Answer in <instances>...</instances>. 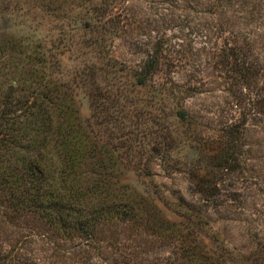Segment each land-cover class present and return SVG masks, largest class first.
<instances>
[{"label":"rangeland","instance_id":"obj_1","mask_svg":"<svg viewBox=\"0 0 264 264\" xmlns=\"http://www.w3.org/2000/svg\"><path fill=\"white\" fill-rule=\"evenodd\" d=\"M0 36L8 42L0 45L4 90L17 52L34 59L45 52L58 81H93L107 91V115L121 123L124 135L142 139L152 118L154 92L138 82L140 66L157 49L163 64L154 79L171 76L187 86L186 108L209 133L227 117L246 116L241 167L220 175L217 189L192 187L186 174L167 168L163 152L152 157L151 176L132 174L133 185L157 199L182 198L205 217V229L214 233L205 239L214 260L205 264H264V0H0ZM231 53L250 65L244 84L232 83ZM77 97L83 116H92L95 137L106 139L109 128L95 104L83 91ZM188 124L173 120L170 126L186 136ZM190 152L179 143L173 157L187 163ZM209 193L217 194L215 201L203 199ZM14 221L0 225L5 248L17 246L22 257L44 264H189L178 240L132 221L101 226L99 247L90 249L62 239L39 219ZM181 226L193 234L187 222Z\"/></svg>","mask_w":264,"mask_h":264},{"label":"trees","instance_id":"obj_2","mask_svg":"<svg viewBox=\"0 0 264 264\" xmlns=\"http://www.w3.org/2000/svg\"><path fill=\"white\" fill-rule=\"evenodd\" d=\"M7 43L0 36V45ZM44 55L34 59L17 52L10 72L12 80L6 90L0 84V225L15 226L17 217H33L62 239H77L78 246L90 249L99 247L101 226L132 221L178 240L181 255L189 264L212 262L214 257L208 253L211 247L205 239L214 233L205 229L209 226L205 217L182 198L171 201L143 193L133 185L136 179L132 174L151 176V159L163 152L162 159L169 162L167 168L186 174L192 187L217 189L220 175L241 167L246 116L227 117L209 133V127L186 108L187 86L171 76L154 79L163 64L162 49H157L140 66L143 78L138 82L154 92L152 118L146 119L142 139L132 133L124 135L121 123L107 115V91L93 81H58L50 55L49 59ZM227 57V62H232V83L244 84L250 65L238 53ZM80 91L91 107L95 104L101 123L107 122L106 139L105 135L96 138L92 116H83L77 97ZM239 105L232 101V106ZM173 120L180 124L187 120L189 134L172 129ZM179 143L191 147L187 163L173 157ZM191 156H197L196 160ZM216 198V193H209L203 199ZM161 204L185 218V228L193 234L184 233L182 221L164 215ZM0 264L44 263L22 257L17 246L5 248L0 238Z\"/></svg>","mask_w":264,"mask_h":264}]
</instances>
